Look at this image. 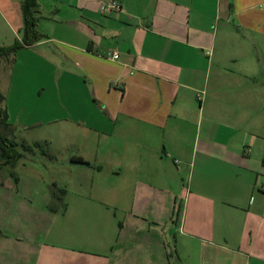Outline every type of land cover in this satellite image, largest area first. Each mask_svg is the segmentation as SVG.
Here are the masks:
<instances>
[{"label": "crops", "instance_id": "1", "mask_svg": "<svg viewBox=\"0 0 264 264\" xmlns=\"http://www.w3.org/2000/svg\"><path fill=\"white\" fill-rule=\"evenodd\" d=\"M37 1L0 107L65 193L0 198V264H264V0Z\"/></svg>", "mask_w": 264, "mask_h": 264}, {"label": "rangeland", "instance_id": "2", "mask_svg": "<svg viewBox=\"0 0 264 264\" xmlns=\"http://www.w3.org/2000/svg\"><path fill=\"white\" fill-rule=\"evenodd\" d=\"M8 139L19 142L20 134H16L17 138L3 134ZM15 139V140H14ZM26 141H28L26 139ZM29 146L35 145L36 142L31 140L25 142ZM42 150H48L50 145H40ZM39 148V149H40ZM39 149H35L34 153H24V156L14 165H8L0 168V198H45L46 192H58V184L51 183V175H53V166L45 161H41L42 154ZM18 150H21L18 148ZM22 179V184L18 185V180ZM57 185V186H56ZM55 186V188H53ZM52 196H50L51 198ZM53 198V197H52Z\"/></svg>", "mask_w": 264, "mask_h": 264}, {"label": "trees", "instance_id": "3", "mask_svg": "<svg viewBox=\"0 0 264 264\" xmlns=\"http://www.w3.org/2000/svg\"><path fill=\"white\" fill-rule=\"evenodd\" d=\"M21 14L23 26L20 41H16L11 46L0 48V58H6L11 54L16 53L22 47L32 46L33 44L46 39V36L38 31V21L42 17L41 7L38 1L22 0ZM6 120L7 115L0 107V168L8 165H14L24 156V153H34L35 149H39L41 147L39 144H35L33 146H29L25 143L19 144L8 139L5 135H1V132L5 134V130L8 127ZM18 148L21 150H18ZM39 150L42 155L46 154L42 148ZM16 181L17 179H15V182ZM53 188H55V186H53ZM64 193V190H59L58 192H52L51 196L59 200L62 198Z\"/></svg>", "mask_w": 264, "mask_h": 264}, {"label": "built area", "instance_id": "4", "mask_svg": "<svg viewBox=\"0 0 264 264\" xmlns=\"http://www.w3.org/2000/svg\"><path fill=\"white\" fill-rule=\"evenodd\" d=\"M103 11L105 12H116L119 13L122 11V6L117 0H105L102 5ZM110 60H117L119 54L116 51L108 52L107 56Z\"/></svg>", "mask_w": 264, "mask_h": 264}]
</instances>
